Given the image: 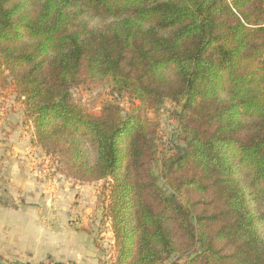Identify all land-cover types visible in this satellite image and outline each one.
Returning <instances> with one entry per match:
<instances>
[{
    "label": "trees",
    "instance_id": "obj_1",
    "mask_svg": "<svg viewBox=\"0 0 264 264\" xmlns=\"http://www.w3.org/2000/svg\"><path fill=\"white\" fill-rule=\"evenodd\" d=\"M0 68L63 175L110 180L113 264H264V0H0ZM104 81L139 107L72 100ZM164 104L187 139L171 156Z\"/></svg>",
    "mask_w": 264,
    "mask_h": 264
},
{
    "label": "crops",
    "instance_id": "obj_2",
    "mask_svg": "<svg viewBox=\"0 0 264 264\" xmlns=\"http://www.w3.org/2000/svg\"><path fill=\"white\" fill-rule=\"evenodd\" d=\"M6 102L14 103L11 97ZM7 111L0 113L6 114L0 124L2 260L8 264H113L114 241L109 220L103 216L108 196L94 183L76 182L56 170L48 179L37 175L39 169L30 173L32 156L26 159L18 153L32 151L34 144L27 149L32 135L20 128V114Z\"/></svg>",
    "mask_w": 264,
    "mask_h": 264
},
{
    "label": "rangeland",
    "instance_id": "obj_3",
    "mask_svg": "<svg viewBox=\"0 0 264 264\" xmlns=\"http://www.w3.org/2000/svg\"><path fill=\"white\" fill-rule=\"evenodd\" d=\"M72 100L74 103L80 105L87 113L99 117L101 115V110L107 106V105H116L121 110V115H129L133 113L138 107L139 103L132 98L128 93H122V94H116L113 91V88L109 81H104L100 83H90V82H84L78 87H74L70 90ZM9 97L14 101L12 105H9L7 100H9ZM3 104V105H2ZM11 111L10 114L16 116L17 114L21 115V119L17 120L20 128L27 134L31 133V139L27 142V149L29 146L32 147V151L29 149L27 151L29 152H20L18 153L19 156H24L26 159L28 156H32L31 163L29 164L31 172L34 173V171L39 169L38 163L41 162V160L44 157H49L50 165L49 170L50 175H52V171L56 170V172L61 173L63 175V172L65 170L64 166L61 164V161L58 159V157L54 156H47L40 145L33 139V133L32 128L29 125L28 119L25 117L23 113V107L19 100L16 98V94L14 93V86L13 82L11 81L10 76L6 71H3L0 68V113H5V111ZM7 111V112H8ZM178 109L171 104H164L160 107L157 114V140L156 143L159 147V150L167 156L175 155L181 150H183L186 147L187 139L183 136L181 133V128L179 125L178 120L175 117V114L177 113ZM9 114V113H7ZM155 113L152 111H145L142 113L143 116L154 119L156 116ZM6 114H3L1 116L0 114V124L1 120L5 119ZM19 115V116H20ZM4 117V118H3ZM27 153V154H26ZM20 161H24L23 158L20 159ZM28 169V166H26ZM153 170L155 174L159 176L158 169L153 166ZM52 173V174H51ZM39 176V173L37 174ZM65 176V175H64ZM40 177V176H39ZM68 177V176H66ZM37 178V177H35ZM71 178V177H69ZM72 179V178H71ZM74 180V179H73ZM77 182V181H76ZM87 184V183H84ZM98 190L103 191V196H108L110 192V180L100 181L97 183H94ZM159 186L162 188V190L165 192L166 195L170 196L171 192L169 189H167L165 186H163V183L161 180H159ZM105 201V200H104ZM107 201V200H106ZM109 220V219H108ZM110 223V220H109ZM110 226V224H109ZM182 263V261H181ZM0 264H8L6 261L1 260ZM167 264V263H166Z\"/></svg>",
    "mask_w": 264,
    "mask_h": 264
},
{
    "label": "built area",
    "instance_id": "obj_4",
    "mask_svg": "<svg viewBox=\"0 0 264 264\" xmlns=\"http://www.w3.org/2000/svg\"><path fill=\"white\" fill-rule=\"evenodd\" d=\"M50 158L49 157H44L41 162L38 163L39 165V176L42 179H48L50 177V170H49V165H50ZM42 264H57L52 261H45Z\"/></svg>",
    "mask_w": 264,
    "mask_h": 264
}]
</instances>
